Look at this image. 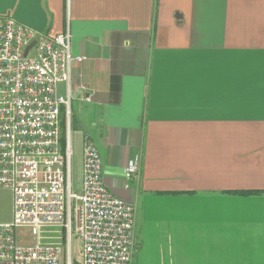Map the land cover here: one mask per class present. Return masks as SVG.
Wrapping results in <instances>:
<instances>
[{
    "label": "crops",
    "instance_id": "crops-1",
    "mask_svg": "<svg viewBox=\"0 0 264 264\" xmlns=\"http://www.w3.org/2000/svg\"><path fill=\"white\" fill-rule=\"evenodd\" d=\"M0 16L69 30V128L134 205L132 260L156 240L155 264H264V0H0Z\"/></svg>",
    "mask_w": 264,
    "mask_h": 264
},
{
    "label": "built area",
    "instance_id": "built-area-1",
    "mask_svg": "<svg viewBox=\"0 0 264 264\" xmlns=\"http://www.w3.org/2000/svg\"><path fill=\"white\" fill-rule=\"evenodd\" d=\"M82 60L71 53L68 29L38 34L0 17V185L13 198L12 220L0 223V264H72L73 235L81 240L82 264H131L135 208L103 183L89 136L82 144L81 189L72 190L71 77ZM123 174L139 179L136 157ZM15 227L29 228L33 242L17 244Z\"/></svg>",
    "mask_w": 264,
    "mask_h": 264
},
{
    "label": "rangeland",
    "instance_id": "rangeland-1",
    "mask_svg": "<svg viewBox=\"0 0 264 264\" xmlns=\"http://www.w3.org/2000/svg\"><path fill=\"white\" fill-rule=\"evenodd\" d=\"M5 17V16H0ZM74 130L72 123L70 121V139L72 146V156H71V184L72 190L75 192H80L79 183V170L78 163L82 155L81 140L76 139L74 136ZM13 215V198L12 192L9 188L0 185V223L10 222ZM14 239L17 244H31L33 242V237L30 229L27 227H15L14 228ZM173 245V241H170ZM162 243V242H161ZM166 244V243H165ZM66 248V245H65ZM157 248V241L146 242L141 256L137 255L139 248L136 250V254L133 256L131 264H155L157 258L146 256V249H150V253ZM64 262L66 260L65 254L63 256ZM71 261L72 264H82V247L81 240L73 235L71 240Z\"/></svg>",
    "mask_w": 264,
    "mask_h": 264
},
{
    "label": "trees",
    "instance_id": "trees-1",
    "mask_svg": "<svg viewBox=\"0 0 264 264\" xmlns=\"http://www.w3.org/2000/svg\"><path fill=\"white\" fill-rule=\"evenodd\" d=\"M64 127H65V117L62 116V130H63L62 141H63V142H64Z\"/></svg>",
    "mask_w": 264,
    "mask_h": 264
},
{
    "label": "water",
    "instance_id": "water-1",
    "mask_svg": "<svg viewBox=\"0 0 264 264\" xmlns=\"http://www.w3.org/2000/svg\"><path fill=\"white\" fill-rule=\"evenodd\" d=\"M34 44V41H32L25 49L24 54H26L27 50Z\"/></svg>",
    "mask_w": 264,
    "mask_h": 264
}]
</instances>
